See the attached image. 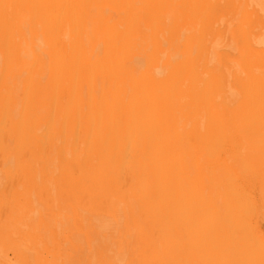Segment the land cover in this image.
<instances>
[{
    "label": "bare ground",
    "instance_id": "6f19581e",
    "mask_svg": "<svg viewBox=\"0 0 264 264\" xmlns=\"http://www.w3.org/2000/svg\"><path fill=\"white\" fill-rule=\"evenodd\" d=\"M0 264H264V0H0Z\"/></svg>",
    "mask_w": 264,
    "mask_h": 264
}]
</instances>
